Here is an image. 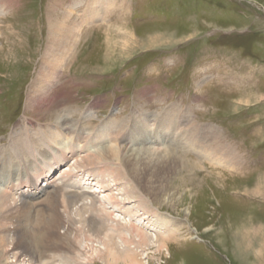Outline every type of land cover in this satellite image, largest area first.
Instances as JSON below:
<instances>
[{"label":"rangeland","instance_id":"rangeland-1","mask_svg":"<svg viewBox=\"0 0 264 264\" xmlns=\"http://www.w3.org/2000/svg\"><path fill=\"white\" fill-rule=\"evenodd\" d=\"M103 1L109 8L98 13L94 5ZM0 9V158L20 157L21 149L10 145L27 131L40 134L59 123L62 135L59 145L46 143L51 157L38 154L28 170L39 165L32 182L41 193L24 176L18 181L16 167L12 192L21 196L18 205L32 208L30 225L38 212L50 215L58 192L64 221L54 242L60 244L68 229L62 201L77 185L112 213L103 235L115 234L122 251L136 252L135 264H264V0H0ZM170 110L183 118L171 131L162 127ZM83 118L91 123L87 132L106 126L112 136L100 134L94 144L86 136L77 140ZM156 123L161 129L154 133ZM212 134L234 158L218 162ZM87 145L91 152L123 149L125 157L111 162L125 165L148 210L133 200L130 215L109 203L121 191L104 189L113 177L77 165ZM207 149L214 161L205 158ZM61 152L68 159L56 166L53 154ZM44 168L49 172L42 175ZM5 188L2 182L0 192ZM116 198L129 202L126 195ZM89 201L72 207L77 221L78 208ZM125 221L148 233L151 246L126 244ZM84 227L77 223L69 234L73 255L81 264H107L101 242L78 233ZM158 237L170 249L158 250ZM52 246L50 255L62 254Z\"/></svg>","mask_w":264,"mask_h":264},{"label":"bare ground","instance_id":"bare-ground-1","mask_svg":"<svg viewBox=\"0 0 264 264\" xmlns=\"http://www.w3.org/2000/svg\"><path fill=\"white\" fill-rule=\"evenodd\" d=\"M107 1V0H106ZM111 2V1H110ZM113 2V1H112ZM96 3V2H95ZM114 4V3H113ZM2 6V5H1ZM111 6V4H110ZM94 7L98 8L95 9L98 13L103 10V8L107 9L109 6H106V2L103 1L102 3L95 4ZM92 7V8H94ZM112 7V6H111ZM91 9V8H89ZM2 9H0V14L2 13ZM105 11V10H104ZM89 16H95V13L91 14V11H88ZM171 111V110H170ZM189 117V116H188ZM82 119L81 125L83 126L82 129L79 130V139L81 140L85 136L87 137L88 143L91 144L93 141L96 140V136H99L100 134H109V136H112V133L109 131V127H102L101 129H98L94 132L95 127H91L90 129L92 131H86L88 128V125H91L89 120ZM145 119V117H144ZM180 117V111L177 113H173L171 111L170 113H167V115L163 118V128L164 130H172L175 126L178 125V123H181ZM189 120V119H188ZM59 122V121H58ZM135 123V122H134ZM64 125L65 130V120L62 122ZM108 124V123H107ZM106 124V125H107ZM156 123V129H154V133H157L161 127H157ZM80 125V126H81ZM139 127L142 134H145L148 130L146 125H140ZM165 126V127H164ZM55 127H60L59 123H56L53 130H46L43 131L40 134L34 133V135H30V132H26L25 135L21 136L20 139L18 138L15 144L10 145L14 151L18 148L21 149V155L20 157H14L12 161L6 162L5 160H2L3 158H0V184L2 182H7L8 187L5 188L4 191L0 192V264H38V260H45V263L43 264H54L56 260L59 258L60 263L62 264H81L77 260V258L73 255L74 251L77 250V247L73 243V241L69 238V234L71 231H74L76 228L77 223H84V229H79L78 233H84L87 240H91L92 238L98 239L101 244L104 246L103 251H100L101 255V261L104 260L107 264H135L136 262V252H134L131 249H127L122 251L121 248H119L118 244L115 242V234L111 235H103V232L107 228L106 220L109 217H112V213L108 211L105 206L103 208L98 207L99 200L97 198H88L85 197V192L82 190V186H71L72 190H68V197H66V192L62 201V204L65 206V210L67 212L68 218V229L64 235L63 241L60 242V244L54 242L55 238H57V230L58 226L60 224H63V217L62 215L57 211V206L60 204L59 202V195H57L58 192L54 193V198L49 202L51 205L50 207V215L48 217L45 216V213L41 215V212H38L37 215V224L36 226H33L30 223L33 220L34 215H32V208L26 205V203H23L19 206L18 201L21 196H18V192L13 193L12 191L15 190L14 187V177L18 176V181H20V177L23 176L28 180V184H30V187H33L36 192L40 191L41 189L35 184L36 182H32V177H37L36 169L39 170V165L36 166L35 172L33 174L29 173L28 170L31 166L32 162H36L38 160V154H42L43 158H48V156L51 157L50 153H46L47 147H45L46 143L48 141L55 142L59 145L60 138L62 135H60L59 132L55 130ZM130 127V126H129ZM153 127V123L151 125V128ZM196 127V126H195ZM81 128V127H80ZM96 129V128H95ZM128 129V127H127ZM133 129V128H132ZM137 130V128H135ZM198 129V128H197ZM144 130V131H143ZM190 131V129H189ZM197 131V130H195ZM78 132L77 129L72 130V134H76ZM135 132V131H134ZM195 133V132H193ZM191 132V134L193 135ZM132 135V133H131ZM212 146H214V149L217 151L215 154L216 156H219L218 162L221 164H224L226 160L230 159L231 157L234 158V152H231L229 146H225L223 140H219V134H212ZM129 137V135H126ZM142 137V136H140ZM194 137V135H193ZM197 137V136H196ZM195 138V137H194ZM193 139V138H192ZM191 139V140H192ZM15 140V139H14ZM142 140V139H141ZM194 140V139H193ZM75 141V140H74ZM100 141V140H99ZM181 142V141H180ZM192 142V141H191ZM194 142V141H193ZM196 142V141H195ZM195 142L192 144V147H196ZM95 143V142H94ZM92 143V144H94ZM62 144V143H61ZM141 144V143H140ZM184 144V143H183ZM205 144V143H204ZM63 145V144H62ZM87 146L88 149L87 150ZM84 147V150L89 152L84 157L80 158V161H78V167H80L82 170H86L87 172L96 170V168L99 170V172H105L110 174L113 177V184H108L104 189L107 191L108 189H111L112 186H117L116 188L118 190H121L118 195L110 196L109 197V203L112 204L113 207H119L122 208L125 213L132 215V210L129 207L130 203H133V200H137V208L140 206V210H148L147 204L144 199V195H142L138 190L137 187L134 186V184L131 182V178L127 174V168L124 164L115 166L112 162L114 159H120L124 156L123 149L121 147H111V149H105L100 150L97 152H91L90 146L87 145ZM184 146V145H183ZM58 147V146H57ZM190 147V148H192ZM60 148V147H59ZM94 148V147H93ZM189 148V147H188ZM225 154H222L221 152L225 151ZM68 150V149H67ZM208 153H205V158L211 160L208 157H211V151L210 149L206 150ZM63 152H66L65 150ZM78 151L74 149H70V155L73 156V158H78ZM210 152V153H209ZM28 153L25 160L22 159V156L24 154ZM62 153V152H61ZM93 154V155H89ZM29 155H32V160H30ZM60 156H57L56 154H53V162L54 165L58 166L63 163V161H60L62 157L64 160L67 158L66 153L58 154ZM10 156V155H9ZM7 156V157H9ZM80 156V154H79ZM5 157V158H7ZM131 157V156H130ZM20 158V159H18ZM124 159V158H123ZM129 159V158H128ZM161 160V159H160ZM112 161V162H111ZM217 162V160H215ZM121 162V161H120ZM151 162V161H150ZM224 162V163H223ZM234 162V161H233ZM237 162V161H236ZM51 165V164H50ZM53 165V164H52ZM110 165V166H109ZM112 165V166H111ZM34 166V165H32ZM237 166V165H236ZM16 167H19L20 170L18 171L17 175L16 173ZM99 167V168H98ZM42 169V168H41ZM135 169V168H134ZM47 171L49 172V169L44 168L42 171L43 174H47ZM83 171V172H86ZM98 172V171H97ZM64 175V174H63ZM17 180V179H16ZM22 180V179H21ZM235 180V179H234ZM242 180V179H241ZM85 182V181H84ZM83 182V183H84ZM86 185V184H85ZM19 186V185H18ZM76 187V188H75ZM13 188V189H12ZM121 188V189H119ZM19 191V187L16 189V191ZM105 191V192H106ZM35 192V193H36ZM81 193V194H80ZM22 193L20 192V195ZM126 195L128 197L129 202H121L116 197ZM115 198V199H114ZM23 199V198H22ZM90 200L89 203H83L78 208L79 212L78 215L82 217L79 221H77L73 215L71 214V209L74 205L78 203V201L83 200ZM117 199V200H116ZM131 201V202H130ZM136 202V203H137ZM77 213V211H76ZM135 215V214H134ZM41 216V217H40ZM87 216V217H84ZM136 216V215H135ZM140 215H138L139 217ZM158 218V217H157ZM161 218V217H160ZM158 218L159 220H161ZM110 219V218H109ZM34 222V221H33ZM168 223L166 220L162 219L161 224L164 226H167ZM14 226V228L11 230L9 226ZM173 225V224H172ZM33 226L32 228H30ZM123 230L129 232L131 234V238L123 237V235L120 236V238L126 243V244H137L138 247H148L151 246V240L152 238L149 236L148 233L142 231L143 229L138 228L135 223L131 222H122L120 224ZM179 229H174L173 231L177 232ZM179 232V231H178ZM134 234L137 235V237L140 238L138 242L134 239ZM248 235V234H247ZM241 236V235H240ZM251 236V235H250ZM252 236L256 239L257 236L255 232H252ZM250 239V237H249ZM248 239V240H249ZM57 240V239H56ZM137 240V239H136ZM63 242V243H62ZM156 243H159L158 250H161V248H169L168 243L163 241V238H157ZM248 243V241H247ZM52 244L58 245L59 248L63 249V252L59 256H52L49 254L51 250H56V248L53 249ZM264 244V243H263ZM246 245V244H245ZM143 248H141L142 250ZM144 250V249H143ZM40 251H42V254L40 256ZM67 251V252H66ZM160 253V252H159ZM12 256L13 261H9ZM10 258V259H9ZM264 259V258H263ZM138 261V259H137ZM96 264V262L94 263Z\"/></svg>","mask_w":264,"mask_h":264}]
</instances>
